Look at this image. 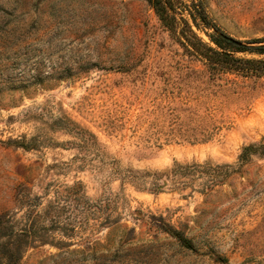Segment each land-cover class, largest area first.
<instances>
[{
    "label": "rangeland",
    "instance_id": "obj_1",
    "mask_svg": "<svg viewBox=\"0 0 264 264\" xmlns=\"http://www.w3.org/2000/svg\"><path fill=\"white\" fill-rule=\"evenodd\" d=\"M204 3L264 38V0ZM0 218L48 240L20 264H264V76L214 75L145 0H0Z\"/></svg>",
    "mask_w": 264,
    "mask_h": 264
},
{
    "label": "trees",
    "instance_id": "obj_2",
    "mask_svg": "<svg viewBox=\"0 0 264 264\" xmlns=\"http://www.w3.org/2000/svg\"><path fill=\"white\" fill-rule=\"evenodd\" d=\"M145 1L154 9L163 26L172 33L184 49L204 60L214 75L236 73L245 77L264 76V58H245L236 55L238 52L245 51L264 55V38L249 42L256 46H247L233 38L210 19L204 0ZM195 28L204 31L208 41L200 37ZM257 150L258 147L255 145L244 147L239 156L240 164L248 162L250 154ZM214 171L215 174L210 175L211 184L217 185L237 169L224 165L217 166ZM80 191L79 186L66 187L64 197L68 200L74 198L77 204L86 203L87 200ZM34 230L33 219V236L28 230L25 232L13 230L10 234L7 232L6 223L0 218V264H20L25 250L34 247L36 243H48L45 235L37 236Z\"/></svg>",
    "mask_w": 264,
    "mask_h": 264
}]
</instances>
